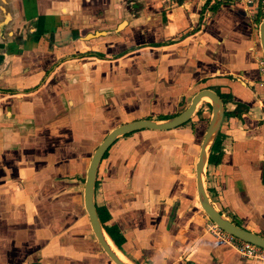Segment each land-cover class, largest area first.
Instances as JSON below:
<instances>
[{
  "label": "crops",
  "instance_id": "crops-1",
  "mask_svg": "<svg viewBox=\"0 0 264 264\" xmlns=\"http://www.w3.org/2000/svg\"><path fill=\"white\" fill-rule=\"evenodd\" d=\"M85 2L98 9L79 14ZM0 9V264H114L82 207L89 157L111 128L165 120L202 88L225 99L220 157L204 166L209 202L264 236L260 20L247 6L0 0ZM209 114L201 98L184 124L118 136L100 159L93 202L121 235L119 247L110 241L124 261L260 264L211 234L197 202Z\"/></svg>",
  "mask_w": 264,
  "mask_h": 264
},
{
  "label": "water",
  "instance_id": "water-1",
  "mask_svg": "<svg viewBox=\"0 0 264 264\" xmlns=\"http://www.w3.org/2000/svg\"><path fill=\"white\" fill-rule=\"evenodd\" d=\"M257 31L259 48L261 51V56L264 59V16L258 23ZM204 96L208 97L209 99L208 102L210 107V114L201 136V140L199 142L196 160L194 163V186L197 202L208 220L216 225L219 229L242 241L252 243L264 249V236L237 226L229 219L221 215L217 210H215V208L209 202L207 191L204 186V166L206 164L207 155L209 153L211 144L219 130V126L223 116V103L215 91L208 88H202L197 90L191 96L189 103L183 110L165 120L156 122L150 119H138L130 122H125L111 128L109 132H107V134L97 144L91 156L89 157V161L85 168L82 184V207L87 219L89 229L95 241L112 263L134 264L121 260L109 246L105 239V236H108L104 232L95 211V204L93 202V187L96 168L99 164L102 154L118 136L140 129L169 130L181 125L182 123L189 120L190 116L194 112L196 104Z\"/></svg>",
  "mask_w": 264,
  "mask_h": 264
},
{
  "label": "built area",
  "instance_id": "built-area-1",
  "mask_svg": "<svg viewBox=\"0 0 264 264\" xmlns=\"http://www.w3.org/2000/svg\"><path fill=\"white\" fill-rule=\"evenodd\" d=\"M225 2H241L249 8L251 14H256L258 12L264 14V0H204L207 6H212L214 4L225 3ZM257 65L259 73L262 76V81L264 83V59L260 57L257 59ZM208 231L213 234L216 238L228 243L238 254L246 258L255 260L260 264H264V249L256 246L252 243L242 241L224 231L219 229L213 223L208 226Z\"/></svg>",
  "mask_w": 264,
  "mask_h": 264
},
{
  "label": "trees",
  "instance_id": "trees-1",
  "mask_svg": "<svg viewBox=\"0 0 264 264\" xmlns=\"http://www.w3.org/2000/svg\"><path fill=\"white\" fill-rule=\"evenodd\" d=\"M262 57V56H261ZM219 97L221 98L222 102L225 101L224 96L219 94ZM238 107H240V109L242 108L241 105H239L238 103L236 104L235 108L231 111V112H227V114H235L237 112H239L240 109H238ZM205 127V126H204ZM204 127L202 126V129H204ZM218 132L211 144L209 153L207 155V163H216L219 160L220 157V148L218 147ZM208 191V189H207ZM95 211L97 213V217L100 221V224L104 230V232L107 234V236L110 238V240L113 242V244L117 247H119L122 237L119 234L118 230L114 227V226H106L104 223L107 219V215L104 214V211L95 206ZM234 224H236L237 226H239L237 224V222L233 221Z\"/></svg>",
  "mask_w": 264,
  "mask_h": 264
},
{
  "label": "rangeland",
  "instance_id": "rangeland-1",
  "mask_svg": "<svg viewBox=\"0 0 264 264\" xmlns=\"http://www.w3.org/2000/svg\"><path fill=\"white\" fill-rule=\"evenodd\" d=\"M86 4H87V3L85 2L84 5L81 6L82 8H80V10H79V12H78L79 14H82V15H83V14H84L83 10L90 11L89 8L92 9V7H93V9L95 8V10L98 9V6L95 5V4H94V5L92 4V5H91L92 7H90V6L88 5L89 7L86 8V6H87ZM0 14H1V15H0L1 17H0V18H2L3 16H5V15H6L5 10H4V9H0ZM255 15H256V20H258V21L264 16V14H262V13H260V12L256 13ZM200 138H201V134L198 135V139H199V140H200ZM199 140H198V141H199Z\"/></svg>",
  "mask_w": 264,
  "mask_h": 264
},
{
  "label": "bare ground",
  "instance_id": "bare-ground-1",
  "mask_svg": "<svg viewBox=\"0 0 264 264\" xmlns=\"http://www.w3.org/2000/svg\"><path fill=\"white\" fill-rule=\"evenodd\" d=\"M203 99L204 98H208L206 96L202 97ZM105 239L107 241V243L109 244V246L113 249V251L115 252V254L121 259V260H124L123 257L121 256V254L114 248L112 242L110 241V239L108 237L105 236Z\"/></svg>",
  "mask_w": 264,
  "mask_h": 264
},
{
  "label": "flooded vegetation",
  "instance_id": "flooded-vegetation-1",
  "mask_svg": "<svg viewBox=\"0 0 264 264\" xmlns=\"http://www.w3.org/2000/svg\"><path fill=\"white\" fill-rule=\"evenodd\" d=\"M218 96H219V95H218ZM220 99H221V98H220ZM204 100L209 101L208 98H204ZM221 101H222V100H221ZM209 108H210V107H209ZM187 121H188V120H187ZM187 121H186V122H187ZM184 123H185V122H184ZM184 123H182V124H184ZM140 130H141V129H140ZM133 132H134V131H133ZM130 133H131V132H130ZM127 134H128V133H127ZM124 135H125V134H124ZM113 142H114V141H113ZM113 142H112V143H113ZM112 143H111V144H112ZM111 144H110V145H111ZM110 145H109V146H110ZM109 146L106 148V150L109 148ZM106 150H105V151H106ZM105 151H104V153H105ZM104 153H103V154H104ZM103 154H102V156H103ZM102 156H101V158H102ZM101 158H100V159H101ZM208 191H209V190H208ZM207 193H208V192H207ZM207 219H208V218H207ZM229 220H230V219H229ZM230 221L233 222V220H230ZM210 223H212V222H210Z\"/></svg>",
  "mask_w": 264,
  "mask_h": 264
}]
</instances>
